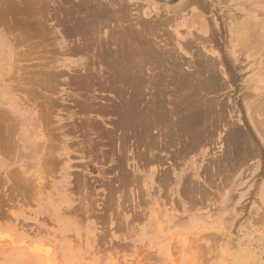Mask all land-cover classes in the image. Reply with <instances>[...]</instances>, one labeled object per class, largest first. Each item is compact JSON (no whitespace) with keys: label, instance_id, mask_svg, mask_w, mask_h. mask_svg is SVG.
I'll list each match as a JSON object with an SVG mask.
<instances>
[{"label":"rangeland","instance_id":"1","mask_svg":"<svg viewBox=\"0 0 264 264\" xmlns=\"http://www.w3.org/2000/svg\"><path fill=\"white\" fill-rule=\"evenodd\" d=\"M22 1L29 21L0 14V264H264V222L247 220L257 196L235 215L228 189L197 204L177 191L186 175L207 186L226 128L211 142L175 132L196 96L218 102L260 149L235 176L240 194L257 193L264 143L245 97L264 98V53L236 62L226 14L261 26L264 0H113L127 8L122 19L98 11L111 0ZM128 15L140 24L119 21ZM161 116L173 135L159 129ZM146 125L152 161L140 159Z\"/></svg>","mask_w":264,"mask_h":264},{"label":"bare ground","instance_id":"2","mask_svg":"<svg viewBox=\"0 0 264 264\" xmlns=\"http://www.w3.org/2000/svg\"><path fill=\"white\" fill-rule=\"evenodd\" d=\"M200 1H202V0H183L182 7L186 8L190 4L199 5ZM212 1L213 0H211V2ZM110 2L113 3V5H110L108 7L100 5V7H98V11L104 10V11H106V14H107V11H109V10L111 11V9H113L115 18H117V19L124 18V16L121 15V13H123L122 11L126 7H122L123 4L121 6L118 5V7H117V5H116L117 1L115 2V1L111 0ZM205 3H206V5H204V8H207L206 0H205ZM25 7L26 6L23 5L22 0H0V14H5V15L12 14V17L15 15V16H18L20 20L23 19L25 21H29L28 16H31L32 14L34 16V13L30 9L25 10ZM128 10H129V8H128ZM128 10L126 11L127 13L129 12ZM98 11L96 10V12H98ZM238 14H239L238 12L232 11V10H229L226 14L228 21H229L228 27H229L230 35L232 37V39H231L232 55L234 56L236 62L239 61L240 57H245L248 60L249 59H255V57L258 54L260 56H257V57H261L262 53H259V52L262 51L264 53V22H262L261 26H259L258 24H255L252 20H249V19L245 18L244 16H241L240 14L239 15ZM125 16H126V14H125ZM2 17H3V15H2ZM127 17H129V18H127ZM127 17H125V19L119 20V21L120 22H126L127 21V22H129V24L131 26H134V27H137V25L140 24L139 22L134 23V21H132V19L130 18L129 15ZM117 19H115V20H117ZM36 21H38V19H36ZM117 22H118V20H117ZM206 27H207V25H206ZM204 42L209 43V42H211V39L209 38ZM198 44H200V42L197 43V45ZM201 44H202V42H201ZM191 45L192 44H189L188 47ZM259 60H262V62H264V57H261ZM219 62L223 63V59L220 58ZM215 64H216L215 61L212 60L211 62H209L205 65L207 71H210V77H212V82H213V80H215V75L213 74V67L215 66ZM258 73L260 74L259 77H262L264 79V75H263L264 67H263V69H260L258 71ZM216 90H217V86H214L211 89V92H215ZM261 96H257L255 98H252V97L250 98L249 96L245 97V105H246V109H247V113L249 116L250 123H251L252 127L254 128L255 134L264 143V98H263V96L261 98ZM201 97H202L201 99L200 98L198 99L197 96L195 97L193 108H192L191 103L188 107L186 106L187 109L185 108L186 111H185L183 118L181 120L182 122L180 121V127L177 128L175 132L178 133L179 130H182L181 134L187 135L186 137H187L189 142H199L196 140H199L202 137H205L204 139L206 142H211L212 140L210 138H208V136L210 137L212 132H214L216 130L215 129L216 126H218V125L224 126L226 128L227 150L225 152H223L224 151L223 150L220 157L213 159L211 164L209 163L208 167L204 170L205 171L204 181L207 183V186H204V185L202 186L201 184L195 182L194 178L190 179V178H188V175H186L184 182L181 185V188L177 189V191L179 193H182V195L185 198H188L191 201V204H197L198 202L202 201L204 198H208L210 195L221 197L224 194V192L228 189L230 191L229 202H230L231 208L234 209L232 211L235 215H237L238 213L244 215V213H246L245 210H247L246 204L244 202H246V200H248L249 198L251 199L252 196H255V197L257 196L259 198L258 201L260 203V206H258L259 204L258 205L254 204V206L249 211H247V220L252 219L254 222H259V221L264 222V180L259 182L257 187L255 185V187L257 188V193H255V194L253 192L248 191V190L245 193L240 194L239 190H237L238 186L236 185L238 183L235 180V176L238 174V169H240L242 164L245 161H247V159H249L251 156L259 157V155H261L260 149L256 145L254 136H252L250 131L245 127H236V126H233L232 124H229V122L225 119L224 114L221 112L222 108L218 102L203 99V97H205L204 94L201 95ZM191 108H192V110H191ZM161 117H162V119H161ZM161 117H160V119H158L160 122V125H161V126H159V129L162 130L163 133H165V136L173 135V133L170 132L171 131V123L169 121L170 119L165 118L164 116H161ZM153 121H156V119H153ZM149 129L150 128L147 127V125H146V127L142 126L140 131H139V135H137V134L136 135L138 138V142L142 141V145L144 146L143 149L141 150L140 159L152 161V160H155V154H154L155 151L151 147L149 148V145H148V138H149L148 130ZM38 136H40V135H38ZM35 137H37V135ZM50 151H52V150L50 149ZM45 153H47V152H45ZM42 158H43L42 161L44 162V170L40 175L44 174V171L47 170L45 168V165L48 168L49 162H50L49 161L50 156L44 155ZM31 166H32V164H31ZM41 169H42V167H41ZM250 175L244 174L243 176L248 177ZM25 176H26V174H25ZM130 178H131V176L129 174H127V173L124 174L123 179L125 181L130 180ZM123 179L121 178V181L124 183L125 181H123ZM168 179H169V175L165 174L164 178H163V182H164L163 184H166L168 182L167 181ZM15 180H19V179H15ZM15 180H14V182H15ZM133 181L135 182V180H133ZM30 182L31 181L29 179H27V180L23 179L21 181L22 184L24 183L23 185L29 184ZM43 184H44V182H43ZM81 184H83L84 187H87V182L85 183V181H84ZM37 185H40V184H37ZM246 185L247 184L243 182V183H241L240 188H244V187H246ZM23 188H25V187H23ZM82 189H84V188H82ZM23 190L26 191L25 189H23ZM32 190H33V187H32ZM85 193H87V192L85 191ZM235 196H237L238 198H237V201L233 203L232 198ZM83 197H85V196H83ZM85 203H87V202H85ZM202 203H204V202H202ZM217 210H218V207H217ZM244 221H246V220H244ZM220 229H223V228H220ZM226 230H227V228H226ZM221 248H223V247H221Z\"/></svg>","mask_w":264,"mask_h":264}]
</instances>
